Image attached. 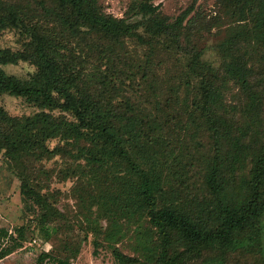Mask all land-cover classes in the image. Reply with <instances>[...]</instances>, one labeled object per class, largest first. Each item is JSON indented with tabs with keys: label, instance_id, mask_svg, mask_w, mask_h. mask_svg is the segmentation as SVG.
I'll list each match as a JSON object with an SVG mask.
<instances>
[{
	"label": "trees",
	"instance_id": "obj_1",
	"mask_svg": "<svg viewBox=\"0 0 264 264\" xmlns=\"http://www.w3.org/2000/svg\"><path fill=\"white\" fill-rule=\"evenodd\" d=\"M195 1L169 18L154 0L122 17L100 0H0V38L18 43L0 47V95L32 109L0 105V171L43 240L60 238L35 264H71L89 236L115 264H264V0H215L212 43ZM20 62L27 79L3 68ZM14 231L0 228V258L22 246Z\"/></svg>",
	"mask_w": 264,
	"mask_h": 264
},
{
	"label": "rangeland",
	"instance_id": "obj_2",
	"mask_svg": "<svg viewBox=\"0 0 264 264\" xmlns=\"http://www.w3.org/2000/svg\"><path fill=\"white\" fill-rule=\"evenodd\" d=\"M130 0H100L104 10L115 16L122 17ZM194 0H154L155 4L160 6L161 11L169 18L176 17L181 11L192 4ZM215 0H196L195 8L202 16L204 26L203 37L207 43H212L217 38V29L210 28V20L217 16ZM209 22V23H208ZM10 46L17 48L16 35L13 32H6L0 38V47ZM4 70L21 79H27L34 72V67L26 62L10 64L3 67ZM0 105H2L11 115H22L31 113L32 109L27 107L20 98L9 95H0ZM49 166H51L49 164ZM53 188L65 191L69 183H60L54 181ZM59 208L64 212L69 222L68 230L76 234L77 226L81 220L80 212L75 208L73 200L62 195L59 201ZM65 226V225H64ZM24 229V240L22 246L17 248L6 257L0 258V264H35L36 259L41 253H50L60 255L58 243L60 238L52 237L49 240H43L39 235L38 227L35 224L34 213L25 209L21 201L18 190L17 180L6 170L0 171V228H8L9 233L16 237L15 228ZM62 238V237H61ZM8 246L6 239L0 238V249ZM254 250L264 257V221L262 223V235L259 242L256 243ZM124 252H128L124 248ZM43 264H55L52 259H46ZM71 264H115L113 256L107 245H100L96 252L92 244V237L81 243L79 253Z\"/></svg>",
	"mask_w": 264,
	"mask_h": 264
}]
</instances>
